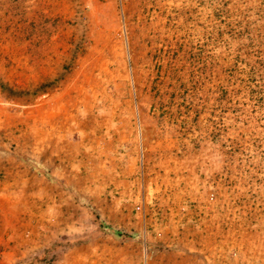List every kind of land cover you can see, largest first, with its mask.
<instances>
[{"label": "rangeland", "instance_id": "374dc122", "mask_svg": "<svg viewBox=\"0 0 264 264\" xmlns=\"http://www.w3.org/2000/svg\"><path fill=\"white\" fill-rule=\"evenodd\" d=\"M0 264H264V0H0Z\"/></svg>", "mask_w": 264, "mask_h": 264}]
</instances>
